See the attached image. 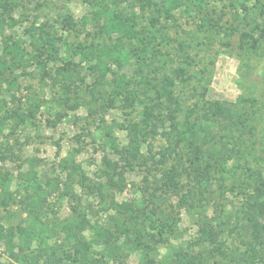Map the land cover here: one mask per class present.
I'll return each mask as SVG.
<instances>
[{
    "label": "rangeland",
    "instance_id": "obj_1",
    "mask_svg": "<svg viewBox=\"0 0 264 264\" xmlns=\"http://www.w3.org/2000/svg\"><path fill=\"white\" fill-rule=\"evenodd\" d=\"M13 1L0 0V230L31 227L30 172L46 196L36 257L65 258L62 227L84 218L106 264H264V0ZM104 9L134 13L136 38L99 34ZM95 228L111 238L97 245ZM0 264H14L1 240Z\"/></svg>",
    "mask_w": 264,
    "mask_h": 264
},
{
    "label": "trees",
    "instance_id": "obj_2",
    "mask_svg": "<svg viewBox=\"0 0 264 264\" xmlns=\"http://www.w3.org/2000/svg\"><path fill=\"white\" fill-rule=\"evenodd\" d=\"M140 3H144L145 5L149 4V0H139ZM3 8L6 9L7 12H12L13 6L17 7L18 4L13 0H3ZM107 7H105L106 9ZM99 11L96 13L98 17L101 16V13L105 14L103 22L98 19V33L107 37H111L115 35L119 39H131L136 38V16L134 13L126 15L122 12H112L108 13L106 10ZM3 18L0 17L2 21ZM4 20V19H3ZM11 21V26L15 24L14 20ZM101 22V24H100ZM250 35L248 33H244L242 35V39H248ZM263 38V37H262ZM253 40V39H252ZM255 42H252V48H255ZM10 49V54H14L15 59H21V52L19 51V46L16 44L7 45ZM49 47H52L49 44ZM102 50L98 49V52ZM171 98H169L170 100ZM148 116V115H147ZM146 116V117H147ZM19 178L26 182L29 189H32L30 192L27 188L25 190V197L21 200L20 204L21 208L26 213V216L32 220L31 227H25L20 229H14L9 227L5 230H0V240L4 245L5 253L8 255V258L14 264H38L40 257L43 256L50 261L51 264H106L105 260L102 259H94L91 256L90 243L85 237V231L89 227V222L82 218L77 221H73L65 224L62 227V234L64 235V240L69 245V251L65 258H56L54 254H49L46 249L42 248L39 252V255L36 257L32 255L29 251L31 250L33 239H39L40 236L36 231V227L41 225V218L43 216V210L46 202V196L43 193V190L39 185L36 184V178L33 173L26 172L19 174ZM166 185L167 186H175L178 185V182L175 180L174 173L169 174L166 177ZM200 184H206L205 181H201ZM153 230H156V226L152 225ZM97 230V237L95 242L97 245H103L105 241H108L112 234L107 229L95 228ZM163 231L159 230L157 235L161 236ZM18 237H17V236ZM18 238L19 243H15V238ZM108 243V242H107ZM42 254V255H41Z\"/></svg>",
    "mask_w": 264,
    "mask_h": 264
}]
</instances>
